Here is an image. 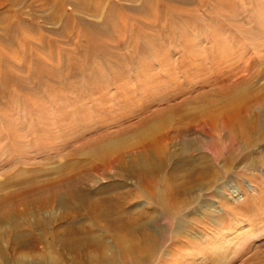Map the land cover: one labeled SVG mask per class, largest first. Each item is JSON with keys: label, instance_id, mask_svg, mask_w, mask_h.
Returning <instances> with one entry per match:
<instances>
[{"label": "rangeland", "instance_id": "374dc122", "mask_svg": "<svg viewBox=\"0 0 264 264\" xmlns=\"http://www.w3.org/2000/svg\"><path fill=\"white\" fill-rule=\"evenodd\" d=\"M230 59L238 69H248L240 76L249 70L264 71V0H0V181H4L11 165L24 162L44 168L46 177L41 180L56 177L77 166L78 160L68 159L67 154L84 145L87 151L100 149L113 159L122 155L124 164L131 167V174L126 175L121 163H115L116 167L103 176H94L95 182L87 187H105L111 193L108 188L115 185V191L130 193L126 200L133 201L132 209L155 213L156 199L133 176L140 169L137 164L144 141L166 137L160 145L166 169L161 174L163 183L156 189L165 199L167 177L182 168L186 155L181 151L177 128L192 116L183 117L181 112L192 111L198 96L214 88L219 76L216 66ZM7 74L20 80L26 89L15 83L6 85ZM258 77L249 90L253 95L264 93V72ZM49 136L57 137V143L45 144L43 139ZM193 137L207 143L198 144L195 153L201 166L214 163L216 147L211 137L197 131H193ZM14 140L25 141L27 147L18 150ZM257 143L253 148L245 147V151L240 149V156L243 152L247 157L252 155L247 162L233 158L229 164L233 166L228 165V172L219 174L211 185L196 184L193 192L199 204L194 200L182 212L192 225V233L212 234V240L204 246L215 241L223 244L216 228L203 224L216 206L215 193L228 191L225 185L245 193L243 201L231 205L241 207L251 202L248 211L237 215L240 220L234 225L239 232L225 238L224 245L231 244L224 253V264L228 260L232 261L229 264H252L239 259H246L253 253L246 251L254 248L262 247L260 255L264 256V205L253 200H264V140ZM242 164L247 168L241 170ZM223 165L222 157L216 162L219 172ZM33 208L26 220L32 221L31 216L37 212ZM40 211L43 221L53 218L65 222L59 220L58 208ZM10 223L3 226L7 229ZM76 223L90 229L94 226L88 216ZM159 224L168 229L166 216ZM53 230L46 226L31 237L25 233L26 248L19 254H27L28 264L34 262L33 256L49 258L58 252L65 254L60 256L61 264H75L70 261V251L54 245ZM245 233L256 236L248 242L251 235L242 239ZM93 235L80 237H86L85 242L99 238ZM104 239L112 241L113 236L106 233ZM166 245L154 258L143 256L142 263L136 264H197L191 261L208 257L200 250L185 260L171 241ZM234 250H241L239 257H234ZM14 252L8 238L0 234V264H14ZM119 259L121 264H134Z\"/></svg>", "mask_w": 264, "mask_h": 264}, {"label": "bare ground", "instance_id": "6f19581e", "mask_svg": "<svg viewBox=\"0 0 264 264\" xmlns=\"http://www.w3.org/2000/svg\"><path fill=\"white\" fill-rule=\"evenodd\" d=\"M59 1L62 2V0ZM238 68L237 63H234L231 59L223 63L220 62L215 68V71L219 72V76H217L216 85H213L214 88L198 96L199 102L192 111L182 110L181 116H192L189 122L181 123L177 128V139L180 141L181 151L186 155H184L182 168H177V171H172L167 177L169 189L165 199L157 193L156 189L163 183L161 174L166 169V165L162 160L163 150L160 148L161 142H164L166 137L144 141L146 143H144L141 150L140 164H137L140 169H136L133 176L143 186L146 193L150 194L151 198L156 199L153 200L155 201V209L153 210L155 213L153 214L145 212L142 208L139 210L132 209L133 201L126 200L130 193L115 191L114 188L117 187L115 185L108 188L113 190L111 193H107L105 187L96 190L87 187L89 183L95 182L94 176H103L104 172L113 169L115 163H121V166L125 168L126 175L131 174V167L124 164L122 155L117 154L118 156L113 159L111 155L104 151L101 152L100 149L98 152H90L85 150L86 146L84 145L79 148L76 146L78 149L67 154V158L77 159V166L67 168L68 171L65 170V173L58 174L56 177L48 176L44 180H41L44 176L42 174L44 168L41 166H30L27 162L11 165L9 170L4 173V181H0V228H2L0 234L4 239L8 238L10 245L14 246V264H28L26 262L27 254L25 252L19 254L22 249L26 248L28 237L26 235L29 234V237H31L34 232L46 226L54 228L52 239L55 241L54 245L57 244L56 246L61 247V250L63 248L68 252L70 251L72 254L70 261L75 262V264H121L119 263V257L125 259L127 263H142L143 256L150 259L154 258L157 252L162 247L167 246L166 244L170 241L178 252H183L185 260L193 258L194 254L201 250V252L208 254V257L197 261L192 260L191 262L197 264H224L226 260L224 259V253L228 251L227 247L230 248L231 244L227 243V246H225V238L228 234L239 232L238 226L234 225L240 220L237 215L241 211H248L251 202H246L241 207L233 208L231 205L243 201L245 193L239 188L225 185L228 191L215 193L218 198L214 201L216 206L207 215L206 221L203 219L205 228L208 225L216 228V234H220V242H224L223 244L215 241L209 246H204L203 244H207L212 240V237H210L212 234L206 231L192 233V225L183 217L184 213L182 214V212L192 206L194 200L197 201L198 196L193 192L196 184L211 185L220 177L219 174L228 172V167L232 165L229 164L233 158L239 157L241 163L247 162L252 155L247 157V153L243 152L240 156V149L253 148L257 142L258 145L259 142L264 140V93L253 95L254 93L249 91L255 80L264 71L258 68V71L252 70L250 72L249 70L247 75L240 76L242 72L248 69L240 70ZM7 76L10 75L7 74ZM5 81L6 85L15 83L22 89H26L23 83L21 84L20 80L13 76L6 78ZM218 84L219 87H217ZM215 107L217 109L213 110V114L209 109ZM193 131L211 137L212 145L216 147L214 163L211 162L212 164L207 163L208 165L201 166L198 162L199 158L195 156L197 146L198 144H205L206 141L193 137ZM223 134H226V136H223ZM56 138L49 136L48 140L43 139V141L45 144H55L57 143ZM225 141L228 144H225ZM14 145L18 150H24L27 147V143L22 140H14ZM100 145L99 143L98 146ZM228 153L230 154L229 157L226 155ZM222 157L225 165L219 172L216 162ZM84 158L86 160H83ZM136 163L138 162L136 161ZM57 168L59 170V167ZM243 168H247L246 164L240 167L241 170H244ZM64 169L66 168L64 167ZM62 171L60 172L62 173ZM26 174H29V176ZM12 188L16 189L4 193V191ZM248 188L251 190V185H248ZM253 200L257 201L258 205H264V200L258 201L256 197ZM51 206L58 208L61 212L59 220L64 219L65 222H55L53 218H50L48 222L41 219L40 210ZM22 207L23 210L20 209ZM32 207L36 208L37 212H34L33 217L31 216L32 221H29L26 218L32 213V211L30 213ZM85 216L93 221L92 225L94 226L91 229L83 223H76L77 219ZM165 216L169 222L168 229H164L159 224ZM7 221L11 223L6 229L3 224ZM192 224L194 223L192 222ZM26 232L28 233L25 234ZM106 233L113 236L112 241L104 239ZM93 234L98 235L100 239H91L85 242L84 240L87 238L80 237L82 235L92 237ZM255 234L245 233L242 235V239L248 238L247 235H251L248 240L246 239L249 242L252 237L256 236ZM39 235H43L42 231ZM82 247L85 249L84 251ZM29 250L32 253L33 249L29 248ZM235 250L234 257L240 256L241 250ZM246 252L253 253L246 259H239V262L264 264V256L260 255L262 247ZM246 252L243 251L245 253L244 257ZM61 255L65 254L58 252V254L54 253L49 258L38 254L32 257L34 261L32 264H61ZM35 257H37L36 260ZM229 262L232 261L228 260L227 263L229 264Z\"/></svg>", "mask_w": 264, "mask_h": 264}]
</instances>
